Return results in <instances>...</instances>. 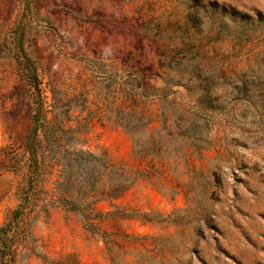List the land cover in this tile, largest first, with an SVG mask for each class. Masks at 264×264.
<instances>
[{"label": "rangeland", "instance_id": "374dc122", "mask_svg": "<svg viewBox=\"0 0 264 264\" xmlns=\"http://www.w3.org/2000/svg\"><path fill=\"white\" fill-rule=\"evenodd\" d=\"M201 95V159L184 139L143 159L117 125ZM55 99L67 127L93 118L76 148L136 180L91 215L31 167ZM0 264H264V0H0Z\"/></svg>", "mask_w": 264, "mask_h": 264}, {"label": "trees", "instance_id": "16d2710c", "mask_svg": "<svg viewBox=\"0 0 264 264\" xmlns=\"http://www.w3.org/2000/svg\"><path fill=\"white\" fill-rule=\"evenodd\" d=\"M185 88L190 92L189 86ZM198 89L203 94L206 93L205 85H200ZM161 91L164 92V89ZM168 96L169 94L164 93L159 98L166 99ZM204 99L205 95H201L195 106L179 113L170 114L164 110L156 118L142 114L139 118L128 117L117 125L127 128L126 131L134 142L135 154L143 159L150 157L152 161L167 162L164 153L180 139H184L187 146L194 151L196 158L201 159L204 151L212 145V142L199 131V127L207 119L203 107ZM53 108L52 117H48L41 108L35 114L31 143L29 139L31 167L38 172L46 161L55 162L59 166V178L56 183L58 204L63 206L67 213L91 215L100 201L121 197L136 180H131L121 167L112 164L106 153L97 155L76 148L77 133L80 131L88 133L92 117L86 118L79 129L74 130L67 127L72 117L56 111L60 108L56 99ZM155 122H159L160 126L149 136L147 134L146 137L141 136L142 132L146 133ZM39 133L42 135L40 140ZM128 181L130 182L127 183ZM1 232H5L4 228ZM11 250L12 247H2L3 253L8 251L11 254L13 252Z\"/></svg>", "mask_w": 264, "mask_h": 264}, {"label": "crops", "instance_id": "0c3cea01", "mask_svg": "<svg viewBox=\"0 0 264 264\" xmlns=\"http://www.w3.org/2000/svg\"><path fill=\"white\" fill-rule=\"evenodd\" d=\"M80 225V224H79Z\"/></svg>", "mask_w": 264, "mask_h": 264}]
</instances>
